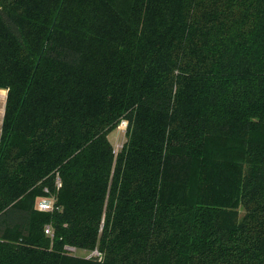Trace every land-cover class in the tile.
<instances>
[{
    "label": "trees",
    "instance_id": "1",
    "mask_svg": "<svg viewBox=\"0 0 264 264\" xmlns=\"http://www.w3.org/2000/svg\"><path fill=\"white\" fill-rule=\"evenodd\" d=\"M0 88V264H264V0H0Z\"/></svg>",
    "mask_w": 264,
    "mask_h": 264
},
{
    "label": "rangeland",
    "instance_id": "2",
    "mask_svg": "<svg viewBox=\"0 0 264 264\" xmlns=\"http://www.w3.org/2000/svg\"><path fill=\"white\" fill-rule=\"evenodd\" d=\"M7 92L6 95H2L0 97V135H1V128H2V122H3V116L5 112V105H6V98H7ZM128 124V123H127ZM128 125L124 127L123 122L109 134V138L111 142L114 145L115 153L117 154L123 147L124 143L127 140L126 132H127ZM244 214V210L242 209L241 215ZM92 252L90 251H77V254L80 256L88 257Z\"/></svg>",
    "mask_w": 264,
    "mask_h": 264
},
{
    "label": "built area",
    "instance_id": "3",
    "mask_svg": "<svg viewBox=\"0 0 264 264\" xmlns=\"http://www.w3.org/2000/svg\"><path fill=\"white\" fill-rule=\"evenodd\" d=\"M122 122L124 124V127H126L128 125L127 121H122ZM57 185H58V187H60L62 185L60 179L57 180ZM54 206H55V197H53V196H44L37 201V208L40 211H51L54 209ZM45 231L48 235H53V229L50 226H47ZM65 248L69 252L77 254L78 250L76 247L67 245V246H65ZM92 255L97 256L99 259L103 258V254L98 250H94L88 257H91Z\"/></svg>",
    "mask_w": 264,
    "mask_h": 264
},
{
    "label": "bare ground",
    "instance_id": "4",
    "mask_svg": "<svg viewBox=\"0 0 264 264\" xmlns=\"http://www.w3.org/2000/svg\"><path fill=\"white\" fill-rule=\"evenodd\" d=\"M6 93V90H4V89H0V95L1 94H5Z\"/></svg>",
    "mask_w": 264,
    "mask_h": 264
},
{
    "label": "crops",
    "instance_id": "5",
    "mask_svg": "<svg viewBox=\"0 0 264 264\" xmlns=\"http://www.w3.org/2000/svg\"><path fill=\"white\" fill-rule=\"evenodd\" d=\"M0 89H2V88H0ZM4 90H6V91H7V89H4ZM2 95H6V93H5V94H1V95H0V97H1Z\"/></svg>",
    "mask_w": 264,
    "mask_h": 264
}]
</instances>
